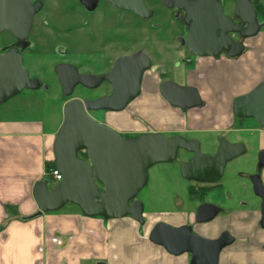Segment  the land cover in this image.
<instances>
[{"label": "water", "instance_id": "95a60500", "mask_svg": "<svg viewBox=\"0 0 264 264\" xmlns=\"http://www.w3.org/2000/svg\"><path fill=\"white\" fill-rule=\"evenodd\" d=\"M175 1L178 8L184 10L188 26L185 37H180L179 42L195 56L216 57L225 51L230 58L238 57L244 46L241 41H234L229 33L238 32L241 37H251L264 28V21L258 22L252 0H232V16L238 19V24L224 14L219 0ZM108 2L142 18L152 15V10L145 7L143 0ZM163 2L169 8L173 6L168 0ZM39 7V3L32 4L30 0H0V33L8 30L26 37ZM150 66V57L143 51L117 57L102 75L79 73L74 65L67 63L55 66L64 96H70L79 84L94 88L106 81L112 88L107 95L93 100L71 98L64 103L62 121L52 144L53 167L62 178L52 188L47 179L35 182L32 196L37 210L22 216V219L57 211L72 203L87 217L120 219L130 216L142 225L144 206L136 197L147 183L151 166L172 162L178 150L182 149L193 153L187 163H180L182 177L198 182H214L220 178L225 163L244 151L242 145L231 144L223 138L219 139L218 149L211 156L201 152L197 139H186L179 134L167 136L161 132H147L136 137H124L89 114L96 110H123L139 95L143 74ZM41 87L47 88L38 78L29 77L19 54L12 50L0 53V105L23 89ZM158 90L173 107L184 110L201 105L199 93L192 86H182L165 79L160 82ZM232 112L237 118L253 119L264 129V81L236 97ZM79 151H84V158L78 156ZM259 157L264 164V150ZM253 187L256 194L263 195L260 191L264 190V186L260 181H253ZM208 206L201 205L199 211L207 210ZM213 215L201 220L207 221ZM148 239L171 255L188 253V264H219L222 249L233 240L228 232L218 238H208L193 232L190 226H172L162 221L152 226Z\"/></svg>", "mask_w": 264, "mask_h": 264}, {"label": "crops", "instance_id": "0c3cea01", "mask_svg": "<svg viewBox=\"0 0 264 264\" xmlns=\"http://www.w3.org/2000/svg\"><path fill=\"white\" fill-rule=\"evenodd\" d=\"M253 1L264 13V0ZM244 45L245 51L237 59L196 57L191 67L176 73L172 80L196 88L200 106L184 110L171 106L158 90L164 73L158 65L159 69L144 72L142 90L130 103L129 112H118L119 117L101 123L117 132L128 131L134 129V116L138 115L153 128L152 132L187 135L199 143L194 134H225L235 121L234 99L264 81V29L248 37ZM186 63L184 58L175 59L173 66ZM4 112L0 110V264H134L135 258L119 256L120 224L104 226L103 219L84 216L74 204L72 208L22 219L37 210L32 188L38 180L46 179L47 168L53 166L52 144L59 123L49 128L38 118L8 117ZM246 224L244 229L249 230L237 234V242L245 236L252 238L254 230ZM242 225L237 220L231 222L234 231ZM237 242L221 251L219 264H264V251ZM159 247L161 264H188V253L174 256Z\"/></svg>", "mask_w": 264, "mask_h": 264}, {"label": "rangeland", "instance_id": "374dc122", "mask_svg": "<svg viewBox=\"0 0 264 264\" xmlns=\"http://www.w3.org/2000/svg\"><path fill=\"white\" fill-rule=\"evenodd\" d=\"M58 12H55L46 27L52 31L49 43L45 46H38L37 54L39 60H25L24 67L29 74L38 76L39 80L47 86L36 90L23 89L18 94L6 100L0 105V110L5 109L4 115L15 118L34 119L38 118L47 127H55L62 121V107L70 98L97 97L109 92L110 88L106 82L94 89H86L77 85L70 96H64L61 92L57 77L53 72V67L57 60L62 59L54 54L53 47L58 43L64 45L70 54L63 58L64 62L73 64L79 70L88 69L94 73H99L109 66L115 56L128 51L143 50L151 60L149 69L157 70L158 65L163 67L161 79L172 80L176 73L182 69L191 67V60L195 55L189 53L181 47L176 36L184 35L180 26L167 16V11L158 0H147L148 7L154 9V15L147 19L127 13L126 11L110 7L108 4L100 3L98 10L94 14L95 24L89 20L92 16L82 14L80 7L75 0H61ZM226 11H231V4H226ZM259 20L264 18L259 13ZM53 39V40H52ZM54 56H53V55ZM56 57V58H55ZM184 58L186 66L174 67L175 59ZM161 67V68H162ZM148 69V70H149ZM147 74V73H146ZM173 81V80H172ZM142 90V89H141ZM140 90V91H141ZM133 100H136L135 98ZM132 100V101H133ZM131 101V102H132ZM130 102V103H131ZM130 103L121 111L112 112L104 110L90 111L89 114L98 122H106L112 117H119L118 112L125 114L129 112ZM132 130L119 132L122 136L136 137L142 133L152 132V127L141 117L135 115ZM132 124V122L130 123ZM58 125V126H59ZM240 127L252 129L249 136H253L255 143L249 149V155L245 156L246 165L252 162V156L256 151L264 148V129L251 118H244L239 124ZM58 128V127H57ZM137 129V130H136ZM248 133V132H247ZM237 133L231 132L228 138L234 139ZM169 136V133L165 134ZM200 139V150L205 153L212 149L211 143L215 138L214 133L194 134ZM257 141V142H256ZM84 151H79L78 156L82 157ZM189 154L179 151L178 158L174 162L156 163L148 169V180L145 186L138 192L137 199L143 202L144 223L141 225L130 216L120 219H104V226L111 223H119V243L121 250L119 256L128 260L133 259L134 264H161L160 247L148 240L147 236L152 226L159 222L165 213L176 212L182 205L184 212L192 210L196 201L192 202L187 194L190 181L183 179L179 173L178 160H185ZM46 179L52 187L53 183L50 174H46ZM264 181V169L262 170ZM232 198L252 199L249 188L241 190L238 185L232 188ZM72 203L65 204L61 209L72 208ZM179 206V207H177ZM235 206V205H234ZM177 207V208H176ZM58 211V210H57ZM55 212V211H52ZM172 215V214H171ZM170 220L177 221L178 218ZM177 219V220H176ZM108 220V221H106ZM107 222V223H106ZM144 233L145 235H142ZM144 246H146L144 248ZM140 252V255L138 254ZM105 258H108L105 252ZM82 264H95L93 261H86ZM119 264H124L120 262ZM125 264H129L125 262Z\"/></svg>", "mask_w": 264, "mask_h": 264}, {"label": "flooded vegetation", "instance_id": "af4514ba", "mask_svg": "<svg viewBox=\"0 0 264 264\" xmlns=\"http://www.w3.org/2000/svg\"><path fill=\"white\" fill-rule=\"evenodd\" d=\"M143 1H144L145 7L147 9L152 10V15L150 16L152 17L154 15V9L148 7L147 0H143ZM158 1L162 5V7L166 9L167 16L169 18H172L180 26V28L184 31L183 37H185L188 26L185 23L184 10L178 8L175 0H168V2L173 3V6L170 8L164 4L163 0H158ZM30 2L32 4L39 3L40 7L38 11L35 12V14L32 17L30 29H29L27 36L22 37L21 33H18L17 35H15V34H12L8 30H4L0 33V53H6L12 50L15 54H19L21 56L22 63L26 59L35 60L39 54V53L38 54L36 53L37 52L36 47L45 46L46 44L49 43L50 37L52 36V31H50L46 27L45 23L48 22L49 18H51V16L55 12H58V9L62 1L61 0H30ZM75 2L80 7L82 14L86 15V17L92 16V19L89 21L93 22L94 24L96 22V19H93L94 18L93 16L98 10V6L100 5V3H105V4H108L110 7H115L111 5L108 2V0H75ZM219 2L222 5L224 14L231 16L233 22L235 24H238L239 22L238 19L233 18L232 16L233 1L232 0H219ZM227 3L231 4V11H226L225 7ZM252 5L254 7L258 4L254 3V1L252 0ZM120 10L126 11L129 14L137 16L131 11L124 10V9H120ZM138 17L144 20L147 19V18H142L140 16ZM257 19H258V22L264 21V18L262 20H259L258 15H257ZM244 28H245V25L243 26V29ZM229 35L232 37L234 41L242 42L244 46V49L242 51L243 53L245 51L244 42L248 37H241L238 32L229 33ZM48 36H49L48 38L49 40H47ZM180 37L183 38L182 36H176L177 41L179 45L185 49V47L179 42ZM139 51H143V50H139ZM53 52L54 54H57L59 58L62 57V59L57 60V62L55 63L53 67V72L55 74V71H54L55 66L59 63H67L63 61V58L66 57L70 53L68 52L67 49L64 48V45L62 44V42L58 43L57 45L53 47ZM134 52L136 51L127 50L126 52L115 56L112 62L121 55L131 54ZM221 56L225 58H230L227 56V53L225 51H222L216 57H211V56H207V57L218 59ZM195 57H200V56H195ZM238 57L230 58V59H237ZM36 60H39V59L37 58ZM67 64H70V63H67ZM110 67L111 66H109L107 69L99 73H94L88 69L79 70L77 67L76 69L78 70L79 73H91V74H96V75H102V74H105L110 69ZM28 74H29V71H28ZM29 77L39 78L36 75L31 76L30 74H29ZM165 79L167 78H164L163 80ZM103 82H106V81H103ZM106 84L109 85V88H110L109 92H110L112 87L108 82H106ZM80 86L86 89H94L98 87L97 86L94 88H88L83 85H80ZM109 92L103 95H100V96L107 95ZM100 96H97V97H100ZM97 97H94V98L92 97L91 99H88V100H93ZM73 98H78V97H73ZM81 99H87V98H81ZM242 119L244 118H237L234 115L235 121L232 124V127L230 128V130H228L225 134H218L213 140L214 144L212 145V149H210L209 151L205 153L213 156L218 149L220 138H223L224 140H226L227 142L231 144L242 145L244 148V151L234 156L233 158H231L225 163L220 178L214 182H198L194 180H188V179L183 178L182 175L180 174V176L183 179L193 183L190 186H188L187 194L191 198L192 202L196 201V204L193 206L192 210L187 211V212H184L182 210V207H181L182 205H180V207L177 206L180 209H177L176 212L175 211L171 213L166 212L160 221L168 223L172 226H181V225L190 226L193 232L201 234L205 237H208V236L204 234H211L212 237H208V238H218L221 234L228 232L230 236L233 238V240L230 244L226 245L223 249H226L236 244L237 242L236 235L247 232L249 229L245 230L244 228L248 226L246 223H249L254 230L253 232L251 231L253 239L251 237H250L251 239L248 238L249 236L247 237L245 236L242 238L243 240H241V242H237V244L242 247H244L245 245L246 246L251 245V247L255 248L256 250L264 251V190L262 189L261 191L259 190L261 193H263V195L260 196L256 194L254 187H253V181L255 180L260 181L261 184L264 186V181L262 179V170L264 169V164H262V159L259 157L260 152L264 150V148H260L259 150L256 151L255 156H252V162H250L248 166L245 164L246 161L244 158L245 156L249 155V149L255 143V139L252 135L249 136L252 132H254L252 129L248 130L242 126L240 127L239 124L242 122ZM231 132L237 133L234 139L228 138ZM173 135H177V134H171L169 136H173ZM182 136L186 139L194 138V137L187 136V135L185 136L182 135ZM179 151H185V150L179 149L176 154L175 159L172 162L177 160ZM185 152L189 154V157L186 158L185 160L177 161L178 166H179L178 168L179 173H180V163L182 162L187 163L193 157L192 152H188V151H185ZM235 184L238 185L241 190H245V188H249L250 193L252 195V199L248 200L245 198H239L237 200H234L232 198L233 197L232 188ZM190 190H191V193L189 192ZM205 204L209 205L208 209L205 211L204 210L199 211V207ZM212 213H214V215L209 220L207 221L201 220V218H204ZM172 216H174L173 218L175 217L178 218V220L177 219H176L177 221L170 220ZM235 220H237L241 224L243 223L242 228L238 231H234L231 226V222ZM244 222L246 223L244 224Z\"/></svg>", "mask_w": 264, "mask_h": 264}, {"label": "built area", "instance_id": "2783aa9c", "mask_svg": "<svg viewBox=\"0 0 264 264\" xmlns=\"http://www.w3.org/2000/svg\"><path fill=\"white\" fill-rule=\"evenodd\" d=\"M48 173L56 183L62 178L61 174L53 166L48 169Z\"/></svg>", "mask_w": 264, "mask_h": 264}, {"label": "trees", "instance_id": "16d2710c", "mask_svg": "<svg viewBox=\"0 0 264 264\" xmlns=\"http://www.w3.org/2000/svg\"><path fill=\"white\" fill-rule=\"evenodd\" d=\"M254 8H255L258 16H259V13H261L263 15V9L259 5L254 6ZM124 137H126V136H124ZM84 157H85V154H83V156L81 158H84ZM49 168L50 167H48L47 170H46L47 171V174H48V169ZM51 180H52L53 183H55V181L52 179V177H51ZM189 192L191 193V190ZM101 218H104V217H101ZM104 219H107V218H104Z\"/></svg>", "mask_w": 264, "mask_h": 264}]
</instances>
